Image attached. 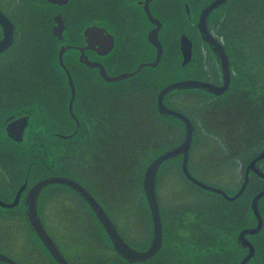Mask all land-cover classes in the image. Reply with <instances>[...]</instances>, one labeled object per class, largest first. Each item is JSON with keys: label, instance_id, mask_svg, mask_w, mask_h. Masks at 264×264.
<instances>
[{"label": "flooded vegetation", "instance_id": "obj_1", "mask_svg": "<svg viewBox=\"0 0 264 264\" xmlns=\"http://www.w3.org/2000/svg\"><path fill=\"white\" fill-rule=\"evenodd\" d=\"M212 1L0 0V12L11 23V44L0 52V66L6 69L9 66L7 59L20 58V65L25 67L27 64L25 59L32 53L31 47L35 46V42H40L41 56L47 62V67L61 76L59 77L65 86V91H68L65 93L64 103L50 107L52 112L47 109V101H40V104L36 101H24L21 105H12V101V103L7 101L6 104L0 102V136L12 143V146L0 143V153L2 149L8 148L13 151L16 149V152L21 151L17 147L23 149L24 146H20L21 143L17 142H20L26 134L61 136L67 132L66 135L72 137L81 133L89 134L82 120V115L85 116L86 112L81 108L84 100L80 98V89L86 86V83L102 90H121L128 93L148 86L149 82L158 81L160 73L168 71L178 73L170 79V82L197 79L222 85L221 63L210 49V45L198 33L201 12ZM255 1L225 0L211 10L206 18L208 32L222 43L228 56L232 90L233 88L249 89L250 86L247 87L246 82L250 83L248 77L251 73L246 68L239 67V58L233 57L234 53L239 54V49L231 44L228 35L219 34L215 27L224 21V23L229 21L225 19L226 8H231L233 11L239 10L238 7L244 5L248 13L255 8ZM4 32L0 24V39ZM153 39L158 41V46ZM182 40L191 42L192 54L186 62H183ZM247 53L251 54L249 51ZM199 55L201 59L198 58ZM202 59L206 62L210 59L211 64L209 60L207 63L210 69L200 65ZM13 60L10 63L14 62ZM233 62L237 63L236 66ZM19 71L17 67V73L21 74ZM238 72L242 75L238 76ZM101 73L110 77L127 73L129 75L119 80H106ZM198 73L202 76H197ZM68 75L73 82V98H71ZM245 77L248 81H245ZM62 79H65V83ZM84 80L85 82L82 83ZM241 80H244V86L241 85L243 84ZM174 91L176 90L165 95V101L170 107L175 106L170 103L169 98L177 96L191 98L193 95L189 90ZM184 91L189 93H183ZM249 91L251 87L248 93ZM207 95L211 93L201 95L203 99L198 98L199 102L202 101V106L222 99L219 96L212 97L215 96L212 94L211 99L207 101ZM155 100L156 97L153 101ZM191 100L185 101L189 107V111L184 112L186 114L193 110L195 105ZM55 101L61 100L58 97ZM154 102L155 110L157 107ZM251 103L254 104V102L248 104ZM257 105L255 104V107ZM16 113L19 117L13 118ZM50 113L52 114L49 115ZM48 116L61 118L64 123L71 122V127L67 124L60 132L58 129L50 130L44 121ZM37 117L40 118L39 127L31 124L32 119ZM161 117L164 119L163 116ZM188 117L195 126L196 139H194L195 143H198L200 140L198 126H202L203 130L208 126L204 118L197 124L190 115ZM22 118L25 122L20 131V139L16 140L11 134L12 131H16L11 129V123ZM59 127L61 128L62 125ZM207 132L209 134V130ZM218 132L224 133L222 129ZM218 138L219 146L212 145L209 149L210 156L213 155L215 161L212 164L218 163L220 167L228 169V174L225 178H219L212 186L223 190L228 196H233L242 186L245 168L249 162L241 159L247 158L248 153L242 148L230 149L229 147L233 146L225 142L224 134ZM196 145L190 148L189 170L197 180L211 185L205 181L210 180L209 174L206 173L209 166L202 169L199 167L203 164L200 155L193 156ZM201 148L208 150L207 146ZM231 155L233 159L230 158ZM174 158L176 162L169 164L177 165L178 169L181 163L178 158L181 160V154ZM257 166L264 172V163L261 165L258 162ZM237 171H240L239 177H236ZM30 175L31 171L28 167L11 195L5 198L0 195V254L8 256L17 264H63V262L67 264H264V223H261L258 231L252 232L251 230L256 227L257 219L250 204L249 209H243L246 193L255 190L251 186L255 182L260 183L258 179L264 183V179L258 178L254 172L253 178L247 181L241 194L231 200L217 192L206 193L208 190L193 184L183 176L178 178L180 184L174 187L171 198L168 199L167 196L164 198L160 191L161 179L156 180L154 194L160 212L161 236L159 244L155 246L156 250L146 256H134L131 251V253L128 251L123 253L116 249L113 238L106 231L89 202L77 190L63 185L66 188L63 190L65 194L59 195L58 198L50 197L48 194L40 198L41 192L47 189V185L37 197L36 208L46 232L63 256V262L53 256L27 221L26 194L32 185L41 179L33 180ZM250 175L251 173H248V176ZM75 180L101 205L117 234L129 247L140 253H145L152 247L156 235L149 203L143 190L142 176L137 180L135 188L129 189L128 195L127 193L120 195L121 185L116 184L117 187L114 186L115 189L111 192L114 197L111 194H102L104 199L97 191L99 188L88 185L85 180L79 178ZM20 187L23 188L17 197ZM243 195L245 196L240 201ZM261 199L257 203L260 215L261 209L264 212V202L260 204ZM130 208L134 209L133 212ZM11 210H14L15 215L11 216ZM50 222L54 227L50 228ZM52 229L59 230V234ZM0 264L9 263L0 259Z\"/></svg>", "mask_w": 264, "mask_h": 264}, {"label": "rangeland", "instance_id": "obj_2", "mask_svg": "<svg viewBox=\"0 0 264 264\" xmlns=\"http://www.w3.org/2000/svg\"><path fill=\"white\" fill-rule=\"evenodd\" d=\"M255 2V8L251 10L254 11L252 12L255 13L254 15L250 14L247 16L248 13L245 14L244 5H240L238 7L239 10L232 11L231 8H226L225 19L229 21L227 23H224V21V24L220 23L215 29H217L219 34L228 35L231 44L236 46V48L240 46V48H237L240 56L239 64H242L244 68L250 71V78L253 76L263 81L264 63L257 64V60H254L255 58L249 60L245 55L244 57L241 56L242 48L246 51L250 48V45H256V42L264 41L263 0H256ZM34 44L35 46L31 47V56L25 59L27 64L22 61L25 67L20 65V58L15 60L13 58L7 59L9 66L6 69L0 66L2 70L0 71V102L6 104L7 101H12V105H21V102L24 103V101H36L38 104H40V101H47V109L51 111L54 106L57 107L58 104L64 103L65 93L68 91H65V86L60 80L61 76L51 71L49 66L47 67V62L41 56L42 48L40 42H35ZM260 49L262 50V48ZM198 58L201 59V55ZM12 60L14 62L10 63ZM202 60L200 65L210 69V65L207 64L208 60L211 64L210 59L207 62L204 59ZM197 64H199L198 61ZM17 67L22 75L20 80H17ZM177 74L176 72L164 71V73H160L158 81L154 80L152 83L149 82L148 86H143L141 89L128 93L121 90L104 89V91L101 88L99 89V87L90 86L86 83V86L80 89V98L84 100L81 108L88 115L86 116L88 121H92L90 122L91 127H89L91 132L89 134L81 133L76 138L73 137L71 139H58L51 135L46 136L39 133L26 134L23 135L20 142H17L21 143L20 146H24L23 149L17 147L21 151L16 152V149L13 151L9 148L2 149L0 153V170L2 171H0V195L4 196V198L11 195L12 190H15L21 182V177L28 167L31 171L30 178L33 180L50 176L79 178L85 180L88 185H94V187L99 188L97 191L100 192L101 197L102 194H111L115 189L114 186L117 187V185H121V187L119 186L120 195L126 193L128 195L129 189L135 188L136 182L141 177L143 169L149 160L160 151L168 149L171 145H175L183 139V126L171 119L161 118L156 114V108L154 110L153 107V99L166 84L167 80H164L165 77L169 79ZM196 75L200 76L201 74L198 73ZM84 82L85 80L82 83ZM248 90V88L247 90L245 88L243 91L246 93ZM251 91H249L250 94L247 92L248 95L246 96V94L239 95L237 90L234 89L228 96L205 106H202L203 103L201 105L202 101L199 102L202 96L195 94L191 98L187 96L169 98L170 103L172 102V105L182 112H186L189 109L185 101L192 99L193 104L196 106L200 105V107H194L195 105H193V110L189 113L187 112V114L197 124L199 120L204 118L203 120L206 121L208 126L205 127V130L202 129V126H198L200 140L195 143L197 145L193 150V156L197 154L199 157L200 155L203 164L202 166L199 165V167L202 169H206L209 166L206 173L209 174L210 180L205 181L211 185L217 183L219 178H225L228 174V169L220 167L218 163L212 164L215 161L213 155L210 156L211 151L209 149L212 145L219 146L218 137L224 134L226 137L225 142L233 146L229 147L230 149L235 147L234 149L242 148V150H245L244 152L248 153V155L247 158L243 157L242 161L247 160V162H250L264 147V113L253 116L255 104H258L257 106L259 107L264 106L260 102L248 104V101H254L255 99V101H261L255 93L254 98H250ZM58 97L61 101H55ZM207 97L208 100H206L209 101L211 96L207 95ZM236 97L238 100L234 101ZM106 114L113 118L116 116L115 119H110L111 121H109L111 122V128H109V124L105 120L104 116ZM17 116L19 117V114L13 118ZM37 119L38 122L34 125L39 127L40 118L37 117ZM44 121L49 129H58L59 132L64 129L66 123L63 122L60 128L59 125H51L46 120ZM104 127L107 129L106 134L110 135L109 131L112 130L110 136L106 135L104 137L101 135L100 137V134H96V130H101ZM221 129L224 131V133L221 132L222 134L218 132ZM207 130H209V134ZM66 133L64 132L63 134ZM114 133L119 135L115 136ZM105 142L108 144L107 147ZM0 143L5 146H12V143L3 136H0ZM226 145L225 143L224 146ZM205 146H207L208 150L201 148ZM97 152L105 154V163L104 159L98 160ZM6 153H9L8 156L5 155ZM170 162H176V160ZM195 170L197 169L195 168ZM239 172H236V177H239ZM180 177L182 176L177 169V165L167 164L162 167L160 172V191L164 198L166 196L168 199L171 198L174 194V187L176 188L180 184L178 179ZM251 187L255 189L257 187L261 188L262 184L255 182ZM125 188L127 190H124ZM65 189L63 185L59 184L48 185L47 189L41 192L40 198H43L46 194L50 197L57 196L58 198L59 195L65 194L63 191ZM181 192H183L182 189ZM250 192L251 190L248 191V193ZM111 196L113 195L111 194ZM102 198L104 199V197ZM50 208L52 209L53 207L51 206ZM130 209H128L129 212ZM131 210L133 212L134 209L132 208ZM13 211L11 210V216L15 215ZM49 226L50 228L54 227V224L50 222ZM21 229H23V225H21ZM58 231L55 230L54 232L59 234Z\"/></svg>", "mask_w": 264, "mask_h": 264}, {"label": "water", "instance_id": "obj_3", "mask_svg": "<svg viewBox=\"0 0 264 264\" xmlns=\"http://www.w3.org/2000/svg\"><path fill=\"white\" fill-rule=\"evenodd\" d=\"M224 1L225 0H213L210 4H208L204 8L203 12H201V15H200V18L198 21V30H199L198 33H200L201 38L208 45H210V47L212 48L213 52L215 53L217 59L221 63L220 68H221V74H222V80H223L222 85H214L212 83H208V82L196 80V79H185V80L174 81V82H171V83L165 85L163 88H161V90L157 94L156 105H157L158 112L164 116L174 117V118H177L180 121H182L184 123V126H185V128H184L185 129V136L179 145H177L176 147H173L171 149H168L164 152H161V154H159L158 156L153 158L149 162V164L146 166L144 173H143V183L142 184H143L144 193L147 197V201H148L149 207H150L153 226L155 229V235H156L155 240L156 241H154L152 247L149 250H147L145 253L136 252L135 249L134 250L131 249L119 237V235L117 234V232H116L114 226L112 225L110 219L105 214V211L103 210L102 207H100V204L93 197H91V194L84 187H82L77 181H75L71 178H68V177L50 176V177H46V178L39 180L28 190V192L26 194V199H25V204L27 206L26 207V215H27L30 226L36 232V234L40 238L41 242L46 244L49 251L53 254V256L56 259L60 260V262L62 260L64 261V258L61 255L60 251L54 245L53 241L51 240V238L49 237L47 232L45 231V229L42 225V222L40 220V217L37 213V209H36L37 197H38L41 189H43V187L47 184H50V183L65 184V185L70 186L73 189L77 190L89 202L92 209L95 211L96 215L101 220L106 231L113 238V242L115 244L116 249H118L119 251H121L123 253H125L127 251L129 253L132 252L134 256H136V255L146 256V255L152 253L157 248L155 246H157L160 242L161 219H160V212H159L158 205H157L156 195L154 193H155V181H156L157 171H158L159 166L165 160H167V159H169L175 155L182 154L181 169H182L183 174L189 180L197 183L199 186H201L205 190L215 191V192L217 191L218 193L225 196L227 199L231 200V199L236 198L238 195H240L242 190L245 188L246 183L248 181L247 175L245 176V181L242 184L241 188L233 196H228V195H226V193L223 190L218 189V188L213 187V186H210V185H207L206 183L204 184V183L198 181L197 179H194V177L190 174L188 167H187L188 152H189V148H190L191 141H192L194 126L186 115H184L183 113H181L175 109L169 108L163 101L164 96L173 90L198 89V90H203L205 92L211 93V95L212 94L220 95V94L224 93L229 88V81H230V74L231 73L229 70L228 57L224 51L223 46L219 43V41H217L210 34V32H208L207 24H206V17L208 15V13L210 12V10L217 8ZM0 24L2 25V27L4 28V31H5L3 37L0 39V52H2L11 44V42H10L11 41V23L6 18V16L1 12H0ZM155 40H156V38H155ZM155 40L153 39V42L158 46L159 45L158 41H155ZM190 43L191 42L189 40H182L181 49L183 52V54H182L183 55V62L188 61L191 57L192 49H191ZM157 60H158V57H157L155 63L157 62ZM101 74L105 77L106 80H119V79H122V78L126 77L127 75H129L127 73V74H120V75L115 76V77H110V76L106 75L105 73H101ZM68 80H69V85L71 88V98H73L74 88H73V82H72L70 75H68ZM70 104H71V101H70ZM24 122H25V119L22 118V119L14 120L11 123V126H12L11 129L16 130L15 132L12 131L11 134L14 136V138L16 140L20 139V131L22 129V125L24 124ZM77 123L78 122L76 121V124ZM65 136H63V137H65ZM263 156H264V149L262 151H260L249 162L248 167H247L248 169L251 168L252 170H254V172L261 178H264V173L259 168H257L256 162L259 161ZM22 188L23 187H20V189L18 190L17 197H18V194L20 193ZM262 195H264V190L257 193L256 196L252 199L253 200L252 206H253V209L255 210L256 215H257V225L254 229L251 230L252 232L258 231L260 226H261L260 215L257 212V200H259L258 198ZM16 200H17V198L15 199V201ZM10 205H12V204H10ZM0 259L4 260L5 262H7L9 264H17L12 259H10L8 256L6 257V256H3L2 254H0ZM63 264H67V263L63 262Z\"/></svg>", "mask_w": 264, "mask_h": 264}, {"label": "bare ground", "instance_id": "obj_4", "mask_svg": "<svg viewBox=\"0 0 264 264\" xmlns=\"http://www.w3.org/2000/svg\"><path fill=\"white\" fill-rule=\"evenodd\" d=\"M263 2H264V0H263ZM262 2V4L264 5V3ZM204 10V9H203ZM203 10H202V12H203ZM214 10V9H213ZM244 10V9H243ZM243 10H242V12H243ZM246 10V9H245ZM210 12H211V10H210ZM209 12V13H210ZM254 12V11H253ZM208 13V14H209ZM245 14H247V10L245 11ZM250 14H252V15H254L255 13H252L251 11L249 12L248 11V14H247V16L248 15H250ZM207 18V17H206ZM237 48H240V46H238ZM260 48H262V50L260 49ZM210 49L212 50V48L210 47ZM213 51V50H212ZM250 52L251 54H249V53H247L246 54V52ZM241 52H242V54H241V56H243L244 57V55L249 59V60H251L252 58H255L254 60L257 62V64H261V62L262 63H264V41L262 40V42H256V45L255 44H252V45H250V48L248 49V50H243V48H242V50H241ZM233 57L235 58V59H238L240 56H239V54H237V53H234L233 54ZM234 63V62H233ZM236 64L237 63H234V65L236 66ZM240 66L239 67H241V68H243V65L242 64H239ZM242 74H241V72H238V76H241ZM248 75V74H247ZM252 78H250V76L248 77L249 79H250V83H249V86L251 87V95H250V98L252 97V98H254V93L258 96V98H259V100H261V101H248V103L249 102H254V104L255 103H262V104H264V80L263 81H261V80H259L257 77H253V76H251ZM167 77H165V79L164 80H167V82H168V84L169 83H171L170 82V79H172L173 78V76H171L169 79H166ZM246 78V77H245ZM62 81L65 83V79H62ZM173 82V81H172ZM206 82V81H205ZM209 83V82H208ZM241 83H243V84H241L242 86H244V80H241ZM250 87H249V89H250ZM188 90V89H187ZM236 90H238V89H236ZM180 91H183V90H180ZM189 91H190V93L191 94H197V96H201V95H204L201 91H199V90H190L189 89ZM189 91H184L183 93H189ZM238 92V94H246V96L248 95V91L245 93L243 90H238L237 91ZM229 93H230V91H227V92H225L222 96H228L229 95ZM253 94V95H252ZM217 96H219L220 98H222V96H220V95H215V97H217ZM236 96V95H235ZM235 100L234 101H237L238 100V98L236 97V98H234ZM219 100H221V99H217L216 101H219ZM79 103H80V101H79ZM261 113H264V108L263 107H255L254 108V115L253 116H255V115H260ZM109 114H106V116H104L105 117V120L108 122V124H111V122H109V121H111L110 119H115L116 118V116H114V118H111V116L109 115ZM83 117H82V120H83V122L85 123V126H86V132H91V128H89V127H91V126H88V125H90L91 123L90 122H92V121H88V119H87V117H86V115L84 116V115H82ZM109 119V120H108ZM94 120V119H93ZM117 120V119H116ZM116 120H114V121H116ZM46 121L48 122V123H50L51 125L52 124H55V125H59V126H61V125H63V120L61 119V118H55V117H51V116H48L47 117V119H46ZM95 121V120H94ZM38 122V119L37 118H34L33 120H32V125L33 124H36ZM96 122V121H95ZM69 125L70 127H71V122H68V123H65V126L66 125ZM50 130H53L52 128H50ZM96 132V134H100V137H101V135H103L104 137H106V135H108V136H110L111 135V132H112V130H110L109 131V133H110V135L109 134H106L107 133V129L104 127V128H101V130L100 129H98V130H96L95 131ZM115 134V136H118L119 134L118 133H114ZM102 136V137H103ZM243 136V135H242ZM31 138H33V136H31ZM103 139V138H102ZM30 141H32V140H30ZM106 141V140H105ZM106 143V142H105ZM108 146V144L106 143V147ZM264 149V147H262V149L260 150V151H262ZM259 151V152H260ZM258 152V153H259ZM257 153V154H258ZM107 154H109V153H107ZM256 154V155H257ZM255 155V156H256ZM97 156H98V160H103L104 159V163H105V160H106V156H105V154H102V153H98L97 152ZM115 156V155H114ZM254 156V157H255ZM253 157V158H254ZM230 158L231 159H233L234 157H233V155H231L230 156ZM252 158V159H253ZM251 159V160H252ZM247 161V160H246ZM259 162V164H262V163H264V156L259 160V161H257L256 162V166H257V163ZM103 164V163H102ZM249 164V163H248ZM248 167V165L246 166V168H245V176L247 175V180H249V181H251V179L253 178V175H252V173L254 172V170H252L251 168H247ZM257 168H258V166H257ZM248 173H251V175L250 176H248ZM245 176H244V179H243V182H242V184L244 183V181H245ZM258 177V176H257ZM78 178V177H77ZM262 179H264V178H262ZM258 181L262 184V187L261 188H259V187H257L255 190H251V192L250 193H246V196L245 195H243L242 196V198H240V201H242L243 200V198H244V196H245V201L243 202V204L245 205L244 206V210H246V209H249V204H250V208H251V210H252V212H253V214H254V216H255V218L257 219V215H256V212H255V210L253 209V206H252V203H253V198L256 196V194L257 193H259L260 191H262V190H264V183L263 182H261L259 179H258ZM193 184H196V185H198L197 183H195V182H193V181H191ZM203 183V182H202ZM205 184V183H204ZM208 185V184H207ZM199 186V185H198ZM210 186H212V185H210ZM201 187V186H200ZM213 187H215V186H213ZM217 188V187H216ZM219 189V188H218ZM239 190V189H238ZM248 190V189H247ZM246 190V191H247ZM217 192V191H216ZM215 191H209L208 190V193H216ZM218 193V192H217ZM145 194V193H144ZM218 194H220V193H218ZM241 194V193H240ZM226 195H227V193H226ZM253 196V197H252ZM251 197H252V199H251ZM147 198V197H146ZM262 198V199H261ZM258 199H261L260 200V204H263V202H264V195H262V196H260ZM230 200V199H229ZM257 203H258V200H257ZM101 206V205H100ZM159 209V208H158ZM243 210V211H244ZM257 212H258V214H259V210H258V208H257ZM106 214V213H105ZM260 215V214H259ZM260 220H261V223H264V212H262V209H261V215H260ZM257 225V224H256Z\"/></svg>", "mask_w": 264, "mask_h": 264}, {"label": "trees", "instance_id": "obj_5", "mask_svg": "<svg viewBox=\"0 0 264 264\" xmlns=\"http://www.w3.org/2000/svg\"><path fill=\"white\" fill-rule=\"evenodd\" d=\"M17 77H18L17 80H20V79L22 78V75H21V74H18ZM245 81H248V80L245 78ZM248 84H249V81L246 82V86H247V87H249ZM237 91H238V90H237ZM239 95H240V94H239ZM242 95H244V94H242ZM154 107H155V106H154ZM155 112H156V114H158L157 111H155ZM158 115H159V114H158ZM159 116H160V115H159ZM111 118H113V117H111ZM109 128H111V124H109ZM171 146H173V145H171ZM171 146H170V147H171ZM160 152H161V151H160Z\"/></svg>", "mask_w": 264, "mask_h": 264}]
</instances>
